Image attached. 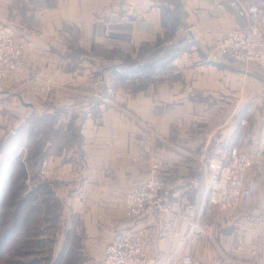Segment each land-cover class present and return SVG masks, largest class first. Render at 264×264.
Returning a JSON list of instances; mask_svg holds the SVG:
<instances>
[{
	"label": "crops",
	"instance_id": "crops-1",
	"mask_svg": "<svg viewBox=\"0 0 264 264\" xmlns=\"http://www.w3.org/2000/svg\"><path fill=\"white\" fill-rule=\"evenodd\" d=\"M10 1L0 18L26 45L25 68L11 73L2 95L17 100L11 111L12 138L17 139L10 154H23L21 169L27 174L28 118L34 112L39 118L60 112L56 130L67 124L63 118L82 125L76 151L84 170L80 176V157L71 155L77 179L70 181L72 194L56 225L60 260L77 253L80 264H101L113 234L134 228L144 238L150 264L175 262L184 254L205 264L219 257L227 260L224 264H264V63L243 71L205 59L215 39L238 26L233 13L214 0H9L7 5ZM239 1L264 14V0ZM31 29L40 30L39 38L25 32ZM162 46L166 53L156 61L140 63L144 48ZM163 60L164 67L156 64ZM99 68L109 83L101 98L89 86ZM159 69L175 74L159 77ZM31 70L41 75L37 83ZM122 108L136 115L137 125L120 116L116 109ZM112 126L126 127L117 133ZM135 126L151 127L155 135L148 138ZM232 147L247 151L254 161L243 180L249 195L244 207L220 212L206 194L204 166L212 157L226 158ZM48 157L42 180L50 167L55 170L53 152ZM153 164L168 184L172 211L129 221L124 192L150 177ZM53 184L41 183L45 188ZM70 238L85 241L75 252Z\"/></svg>",
	"mask_w": 264,
	"mask_h": 264
},
{
	"label": "rangeland",
	"instance_id": "rangeland-1",
	"mask_svg": "<svg viewBox=\"0 0 264 264\" xmlns=\"http://www.w3.org/2000/svg\"><path fill=\"white\" fill-rule=\"evenodd\" d=\"M1 1L4 3H0V11L7 12L12 1H10L8 5L7 3L9 0ZM6 21L7 20L0 18L1 24L9 25ZM9 26L13 28V26ZM25 32L34 39L40 36V30L31 29L25 30ZM14 35L16 43L20 44L22 47L20 68H25L24 57L22 56L26 51V45L20 36L16 37L15 32ZM53 48V46H50V49ZM165 49V46H162L159 49L158 56L165 54ZM209 52L210 50L207 56ZM146 55L150 56L151 60L152 55L149 52ZM158 62L161 61H157V64ZM31 71L33 74L31 80L36 83L38 80L40 81L41 75L39 76L35 70ZM98 71V75L90 79L89 86L94 90V97L101 98L104 87H107L109 83L107 82L108 78L105 70L99 68ZM157 73L158 76L162 75L159 77H165L167 75L172 76L175 74V71L162 69V71L160 70ZM11 75L12 74H9L5 77L0 87V181L5 175L8 176L5 180L7 183L5 182V186L1 187L3 189H0V264H80L82 255L78 257L77 253L68 254L66 260H60V255L57 254V241L59 239L56 236V232L58 231L56 225L59 223L58 218L64 207L63 203L65 202V198H70L72 194V184L70 181H75L77 179L75 171L71 170L70 163L72 161L71 155L78 154L76 149H78L81 143L79 135L82 125L77 126L78 123L72 118H63L64 122L67 124L65 126L62 125L60 129L56 130L55 123L60 117V112H53L52 115L41 116V118L35 114L38 113V111L34 112L32 116L28 118L30 120V135L27 138V156L24 160L26 166L29 167V172L27 174L22 172L21 162L23 161L21 156L23 154L19 157H14L10 154V147L16 146V143H13V141L17 139V136L14 140L12 138V134L16 133L13 131L15 117L11 114L13 102L17 100L2 97ZM43 79L44 77H42V80ZM50 105L52 106V104ZM47 107L48 104L43 105L44 109ZM116 111L120 112V116H123L127 121L137 125V117L132 112L123 108L121 111L118 109H116ZM260 111L261 117L264 120V106ZM111 113L113 114L112 110ZM94 116L97 118L96 111ZM109 120L110 117L107 116V122ZM95 127L98 128L102 126L95 125ZM112 127V129L117 130V133H123L120 129H124L126 126ZM135 127L142 128L140 126ZM108 128L110 129L111 127ZM177 128L182 130V125L179 124ZM22 132L21 128H19L18 137L22 136ZM142 132L148 138L155 135L151 127H143ZM145 141H140V144L146 145ZM178 142L181 145L183 144V146L186 144L181 140H178ZM234 148H236L238 152H243L248 155L247 151L240 148L238 149L237 147ZM49 152H53V156L56 158L54 159L57 160L56 162L52 161L53 159L51 160L52 165L55 166V170L50 167L48 178L42 180L41 177L47 175L46 170ZM8 156H10V158ZM79 157L81 163L78 174L81 176L84 170V160H82L83 158L81 155H79ZM217 158L221 157L217 156ZM64 165H67V167L59 171ZM65 169H67V171L63 173ZM51 180H54L55 183L51 185L52 187L47 185L45 188L41 185L42 181ZM204 180L206 185L205 176ZM74 220L75 219H73V221ZM17 232L18 238L12 239L11 237ZM68 237L70 236H67V238ZM84 241V238H79L77 240L76 238H70L68 242L71 245V251L76 252V248L83 244ZM225 261L227 260L224 258L223 262ZM223 262L222 264H224Z\"/></svg>",
	"mask_w": 264,
	"mask_h": 264
},
{
	"label": "built area",
	"instance_id": "built-area-1",
	"mask_svg": "<svg viewBox=\"0 0 264 264\" xmlns=\"http://www.w3.org/2000/svg\"><path fill=\"white\" fill-rule=\"evenodd\" d=\"M217 7H227L238 20V26L220 35L213 42L208 63L226 64L243 71L264 63V14L256 6H245L239 0H214ZM261 18L256 24L255 19ZM22 47L16 43L14 30L0 23V87L5 77L21 67ZM226 158L212 157L204 166L208 199L220 212L236 211L246 203L249 192L243 186L245 174L254 166L247 154L229 149ZM224 159V160H223ZM153 164L150 177L129 185L124 192L126 219L151 220L172 211L168 184L158 176ZM254 218L252 217L251 220ZM223 257L214 264H222ZM102 264H149L144 254V238L134 228L116 231L103 250ZM167 264H204L184 254Z\"/></svg>",
	"mask_w": 264,
	"mask_h": 264
},
{
	"label": "trees",
	"instance_id": "trees-1",
	"mask_svg": "<svg viewBox=\"0 0 264 264\" xmlns=\"http://www.w3.org/2000/svg\"><path fill=\"white\" fill-rule=\"evenodd\" d=\"M148 52H151L150 54L152 55L151 58H153V60L144 59V55L147 54ZM158 52H159V50L157 49V47L152 48V49L144 48L143 51L140 53V57H138V60L140 59V61H141L140 63H144L145 65L146 64H150V63L156 61L157 56H158ZM166 62L167 61L163 60L161 62H158V64L157 63L156 64L159 65V66H163V65L166 64Z\"/></svg>",
	"mask_w": 264,
	"mask_h": 264
}]
</instances>
